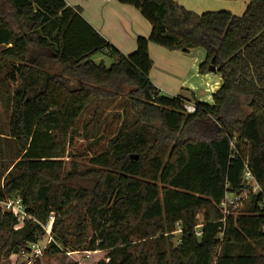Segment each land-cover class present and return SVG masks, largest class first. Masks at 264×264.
<instances>
[{
    "label": "trees",
    "instance_id": "trees-1",
    "mask_svg": "<svg viewBox=\"0 0 264 264\" xmlns=\"http://www.w3.org/2000/svg\"><path fill=\"white\" fill-rule=\"evenodd\" d=\"M117 1L152 26L128 56L65 0H0L1 72L19 82L7 95L9 135L21 157L0 180V201L19 198L32 217L16 230L17 218L0 206V245L37 242L53 217L48 257L68 247L72 221L73 251L98 264H264V0H248L242 16L197 14L175 0ZM150 44L204 49L200 73L215 67L222 79L213 104L198 101L188 114L183 98L162 96L150 80ZM102 54L110 67L93 61ZM120 97L127 106L93 160L99 169L64 176L65 140L82 115ZM246 165L258 194L244 185ZM245 192L242 212L223 223L220 203Z\"/></svg>",
    "mask_w": 264,
    "mask_h": 264
},
{
    "label": "rangeland",
    "instance_id": "rangeland-1",
    "mask_svg": "<svg viewBox=\"0 0 264 264\" xmlns=\"http://www.w3.org/2000/svg\"><path fill=\"white\" fill-rule=\"evenodd\" d=\"M246 1L249 2L248 0H189L190 4L188 7L191 9H195L196 7L198 12L195 10L189 11L197 14L229 11L236 16H242L243 13H245L243 11L247 9L245 8ZM198 7L202 8L199 9ZM2 50L3 47H0V53ZM195 50L196 53L192 54L191 58L195 59V54L198 56L200 53L201 55H204L205 60V50L201 48ZM93 61L97 64L103 62L107 67H110L113 64V59L106 54L95 56ZM1 70L2 67H0V79L6 82L5 85H0V180L3 182L15 164L21 160V157L17 159V154L19 153L20 148L16 140L10 136L11 134L9 135L12 107L10 96H7L9 92L12 93L13 89L18 86L19 82L15 83L11 81L10 74L7 76L6 71L1 72ZM209 74L221 77L218 72H210ZM126 102L127 99L125 97H120L113 101H104L101 104H94L82 115L74 134L70 137L71 139L67 138V140H65V156L60 159L65 171L63 174L64 176L74 169L78 172L84 173L87 170L99 169L93 164V160L108 149L109 142L116 136L121 125V116L127 106ZM75 182L76 181L73 182L74 185ZM250 187L254 193V186ZM242 196L244 198L243 202L236 207L232 206L226 211H221L218 206L220 213L225 216L231 214L237 217L242 212L243 207H245L249 192L243 193ZM17 199L20 200L19 198ZM0 206L3 213H9L5 210L3 205L0 204ZM30 220H32V217L29 216L27 221ZM197 221L198 224L203 223L202 214L198 215ZM222 222L224 221L222 220ZM67 228L69 232L67 237L68 247H61L62 253L59 255L50 257L43 256L41 259H38L36 264H98L99 260H92V262L90 261L91 259L87 258V255L85 254L88 252L73 251L75 250L74 246L76 244V226L70 221L67 222ZM175 232L172 233V240L177 245L180 234H176ZM45 235L46 233L44 230L43 236ZM217 252L219 253V249ZM16 254L15 250H10L7 243H2L0 245V264H27L25 261L18 259Z\"/></svg>",
    "mask_w": 264,
    "mask_h": 264
},
{
    "label": "crops",
    "instance_id": "crops-1",
    "mask_svg": "<svg viewBox=\"0 0 264 264\" xmlns=\"http://www.w3.org/2000/svg\"><path fill=\"white\" fill-rule=\"evenodd\" d=\"M65 1L71 7H80L83 18L124 56L136 51L139 37L149 38L152 33L151 24L138 10L117 0ZM175 1L188 10L198 12L196 7H188L189 0ZM248 4L246 1L245 8ZM195 51L170 52L150 44L149 54L153 61L150 80L162 96L181 97L190 105L198 101L213 104V95L222 86V79L200 73L199 66L204 62V55L195 54L196 58L193 59L191 57Z\"/></svg>",
    "mask_w": 264,
    "mask_h": 264
},
{
    "label": "built area",
    "instance_id": "built-area-1",
    "mask_svg": "<svg viewBox=\"0 0 264 264\" xmlns=\"http://www.w3.org/2000/svg\"><path fill=\"white\" fill-rule=\"evenodd\" d=\"M185 112L188 114H193L196 111L195 105L186 104ZM244 185L246 186H254V194H258L261 190L258 186L254 176L252 175L248 165H246L245 174H244ZM243 196L242 195H234V194H227L224 198V200L220 203L219 208L221 211H226L229 207H236L239 204L243 202ZM0 204L4 206L5 210L9 213L13 214L17 220L18 225L16 229H21L24 225V222L29 218V214L26 211V208L22 204L21 200L15 199V200H4L0 201ZM231 214H228L227 216H224L223 221H226V218L230 216ZM223 222V223H224ZM52 225H53V217L50 218L49 223L43 227L45 230L46 235L43 236L40 240L34 243H28L25 247L18 250L16 256L18 259L25 261L27 264H36L38 259H41L44 255L46 250L55 242L54 237L52 235ZM202 223L198 224L196 227V235L198 237L202 236ZM223 228H220V239L223 236ZM176 234H181V229L179 228L176 232ZM179 244V241H178ZM87 258L88 255H87Z\"/></svg>",
    "mask_w": 264,
    "mask_h": 264
},
{
    "label": "water",
    "instance_id": "water-1",
    "mask_svg": "<svg viewBox=\"0 0 264 264\" xmlns=\"http://www.w3.org/2000/svg\"><path fill=\"white\" fill-rule=\"evenodd\" d=\"M216 68L215 67H210V72H216ZM18 252V249L15 251V254Z\"/></svg>",
    "mask_w": 264,
    "mask_h": 264
}]
</instances>
